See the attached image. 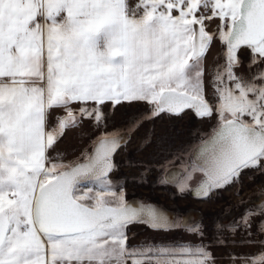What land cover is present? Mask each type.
<instances>
[{
  "label": "snow or ice",
  "instance_id": "snow-or-ice-1",
  "mask_svg": "<svg viewBox=\"0 0 264 264\" xmlns=\"http://www.w3.org/2000/svg\"><path fill=\"white\" fill-rule=\"evenodd\" d=\"M132 104L147 107L109 130ZM188 110L209 131L171 159L140 162L134 181L155 167L156 185L209 199L235 184L239 195L247 172L264 175V0H0V264H264L254 238L264 237V187L256 204L241 201L249 207L229 229L239 240L205 243L202 224L130 202L111 179L143 124ZM85 122L89 144L68 161L56 145ZM133 224L201 242L131 245Z\"/></svg>",
  "mask_w": 264,
  "mask_h": 264
},
{
  "label": "crops",
  "instance_id": "crops-1",
  "mask_svg": "<svg viewBox=\"0 0 264 264\" xmlns=\"http://www.w3.org/2000/svg\"><path fill=\"white\" fill-rule=\"evenodd\" d=\"M217 21H214L212 27ZM214 47L218 50L214 51ZM221 51L219 41L212 45L208 53L206 66L210 69L212 61ZM240 72H244L245 68L241 67ZM211 89H209V92ZM147 107L145 104L124 105L118 108L111 119V128H120L133 114L142 111ZM60 114V113H54ZM210 122L207 120L197 119L191 110L185 111L182 116H168L163 115L153 121L143 124L132 136L129 146L125 150H119L115 155V161L118 164V170L115 171L117 175L124 178V185L127 188L131 187L128 192L144 197L142 192L135 191L137 188H144L145 192L150 194L151 198L164 202L173 207L177 211V217L182 216L185 220V214L190 206H196L200 211L192 222L195 224H202L206 239L205 243L211 242L212 238L223 233L225 237H230L236 240L241 238L239 232L234 237H231L229 229L236 221L240 219L247 207L237 211L230 220H222L221 214L231 207L237 206L242 200L251 197H257L254 194L258 192L261 187H264V175H256L255 173L247 172L241 176L242 190L237 194L239 184L229 186L223 190L214 192L209 199H197L190 193L186 195L177 194V189L172 186L156 185L157 177L160 172L152 167L150 175L146 180L134 181L133 177H140L141 173L146 171L144 165H155L161 163L165 157L172 158V153L178 150L185 149L187 146L194 144L199 136L194 135L197 131L207 133L209 131ZM154 130V131H153ZM92 129L88 122H85L79 128L67 130L63 138L56 145V152L62 154L66 160H74L81 155V150L88 146L89 138L87 133H91ZM150 135L151 143L146 147H141L144 143V138ZM134 141V142H132ZM254 177V178H250ZM155 185V186H154ZM256 204L255 202H250ZM255 232V229H252ZM129 235L134 236L130 240L131 245H138L144 240L152 239L156 241L167 239H180L183 241H192L193 243H200L198 236L189 235L184 230L173 231L169 233L152 231L143 224H133L129 228ZM255 239H262L264 237H254ZM212 252L219 256L222 253L232 250L235 252L255 251V247L239 248L232 247L231 249L225 247H213ZM218 264H229L227 260L221 259Z\"/></svg>",
  "mask_w": 264,
  "mask_h": 264
},
{
  "label": "water",
  "instance_id": "water-1",
  "mask_svg": "<svg viewBox=\"0 0 264 264\" xmlns=\"http://www.w3.org/2000/svg\"><path fill=\"white\" fill-rule=\"evenodd\" d=\"M127 200L130 202L143 201L146 203H151V204L157 205V206L161 207L163 210H165L169 214L170 218L175 219L177 216V211L173 207L167 205L164 202L153 199V198L142 197L139 195H130L127 197ZM243 201H249V199H245ZM257 201H258V197H251L250 202L257 203ZM246 205L247 204L242 205L240 202L237 206L231 207V208L227 209L226 211L222 212V214H221L222 220H230L233 217V215H235V213L237 211L243 209ZM199 214H200V211L197 209L196 206H190L187 209V214H185V218H186L185 221L192 222L193 219L195 218V216L199 215Z\"/></svg>",
  "mask_w": 264,
  "mask_h": 264
},
{
  "label": "rangeland",
  "instance_id": "rangeland-1",
  "mask_svg": "<svg viewBox=\"0 0 264 264\" xmlns=\"http://www.w3.org/2000/svg\"><path fill=\"white\" fill-rule=\"evenodd\" d=\"M212 28H214V27H212ZM213 50L217 51L218 49L216 47H214ZM241 56H242V58H244L246 60L247 59V50L242 51ZM132 142H134V141H132ZM127 146H129V145L127 144L125 147H122L120 150H125V148H127ZM111 179L114 181H118L120 184L123 185L124 190L127 193V197L130 195H136V194H133L134 192H128L129 189L131 190V187L127 188V186L124 185V183H125L124 178L122 176L117 175L116 172H113L111 174ZM135 191L142 192L144 194V197L151 198L150 194L146 193L144 188H137Z\"/></svg>",
  "mask_w": 264,
  "mask_h": 264
}]
</instances>
